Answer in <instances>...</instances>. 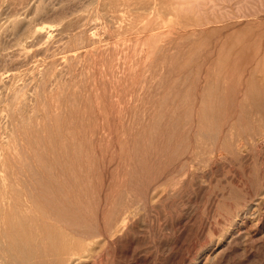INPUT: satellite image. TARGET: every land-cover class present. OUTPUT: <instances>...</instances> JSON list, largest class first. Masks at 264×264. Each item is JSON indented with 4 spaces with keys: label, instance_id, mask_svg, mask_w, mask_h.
I'll return each instance as SVG.
<instances>
[{
    "label": "rangeland",
    "instance_id": "1",
    "mask_svg": "<svg viewBox=\"0 0 264 264\" xmlns=\"http://www.w3.org/2000/svg\"><path fill=\"white\" fill-rule=\"evenodd\" d=\"M36 127L70 264H264V0H0V179L27 203Z\"/></svg>",
    "mask_w": 264,
    "mask_h": 264
},
{
    "label": "bare ground",
    "instance_id": "2",
    "mask_svg": "<svg viewBox=\"0 0 264 264\" xmlns=\"http://www.w3.org/2000/svg\"><path fill=\"white\" fill-rule=\"evenodd\" d=\"M27 118L22 119L19 123L29 125L31 120L30 117ZM41 132L42 128L37 127L27 131L23 130L24 137L25 134L28 135L27 140L34 143L32 148L38 150V159L42 161L40 167H43L46 173L51 174V178L38 177L32 181L21 179V185L29 192L28 196L26 195L28 203L27 199H23L9 176H6L7 178L4 176L5 181L0 179V262H4L2 264H63L64 261L70 264L73 261V258L70 257L72 252L79 248H82L83 251L85 248L84 244L79 241L80 239L75 240L70 233L58 232L52 226L44 225L39 216V214L51 215L57 222L62 221L69 226L73 225V219L69 218L67 213L59 211L58 203L52 197V190L64 184V180L62 179L63 181L60 182L57 176L53 175L58 167L56 164L44 163L42 156L45 158L48 148L52 152L54 148L46 146L45 141H42V137L39 135ZM11 142L9 140L10 144ZM11 145L16 146V141ZM52 155L53 158H56L54 154ZM2 169L5 170V167ZM53 169H55L54 172ZM34 190H37L39 199L32 194ZM50 210L55 213H51ZM44 257L46 260H42Z\"/></svg>",
    "mask_w": 264,
    "mask_h": 264
}]
</instances>
